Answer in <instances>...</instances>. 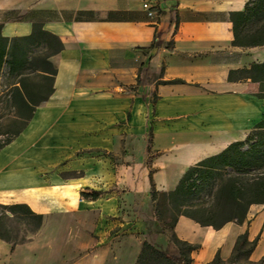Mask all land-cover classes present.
Returning <instances> with one entry per match:
<instances>
[{
	"label": "crops",
	"instance_id": "obj_1",
	"mask_svg": "<svg viewBox=\"0 0 264 264\" xmlns=\"http://www.w3.org/2000/svg\"><path fill=\"white\" fill-rule=\"evenodd\" d=\"M247 1L0 0L2 36L29 35L38 20L63 44L49 57L51 92L0 148V204L43 216L26 242L0 239V264H134L150 240L149 173L156 189L172 190L189 166L264 118L259 84L228 78L264 61V46L232 43L230 14ZM245 229L250 240L260 234L249 257L258 261L263 204L241 225L214 229L181 215L174 228L198 245L191 264L227 259Z\"/></svg>",
	"mask_w": 264,
	"mask_h": 264
},
{
	"label": "trees",
	"instance_id": "obj_2",
	"mask_svg": "<svg viewBox=\"0 0 264 264\" xmlns=\"http://www.w3.org/2000/svg\"><path fill=\"white\" fill-rule=\"evenodd\" d=\"M232 23L233 45L241 47L264 46V0H248L241 11L230 14ZM157 38V35L155 34ZM47 45L49 53L41 61L45 69L44 76L50 77L48 90L39 98H34L35 87L20 82L15 86L14 99L18 108L25 111L24 116H16L17 128L7 139L0 143V148L10 142L24 127L33 108L45 100L51 92L54 65L49 60L62 48L59 38L42 29V23L32 21L29 35L5 37L1 35L0 25V70L3 65L11 73L18 72L29 62L25 45ZM155 39L152 46L158 45ZM229 80L250 79L259 84L258 96L264 100V61L252 63L249 68L230 71ZM165 82H182L179 79ZM148 162V161H147ZM150 198L152 202V222L154 231L168 236L175 246L176 253L166 248L157 247L148 240L142 242L134 264H191L192 252L198 248L181 240L175 233V224L179 216H185L201 226L220 229L225 224L234 222L243 224L247 219L250 205H264V118L259 121L242 140L228 144L220 152L205 157L189 166L179 178L172 190L156 189L151 172L149 173ZM100 192L83 196H98ZM17 216L26 225V234L18 237L10 234L6 221ZM43 216L33 212L26 204H0V239L12 246L26 242L27 235L34 234L41 226ZM260 234L254 239L248 238V231L241 232L234 243L227 259H222L217 252L212 260L205 264H262V259L251 261Z\"/></svg>",
	"mask_w": 264,
	"mask_h": 264
},
{
	"label": "rangeland",
	"instance_id": "obj_3",
	"mask_svg": "<svg viewBox=\"0 0 264 264\" xmlns=\"http://www.w3.org/2000/svg\"><path fill=\"white\" fill-rule=\"evenodd\" d=\"M25 48L29 61L32 62L26 64L18 72L11 73L6 65H3L0 70V143L5 141L11 132L17 128L19 120H16L15 117L24 116L25 114V111L18 108V102L14 99L15 86H20V82H24L31 87L34 86L36 91L34 98L41 97L49 88L50 77L41 73V70L45 69L41 62L43 61L42 57L49 53V48H47V45L36 46L33 44H26ZM142 210L146 211V207ZM146 220L144 232L147 233L149 241L157 247L166 248L169 252L176 253V248L170 242L168 236L154 231L153 222L149 216H146ZM30 226L26 225L17 216L6 221V227L10 230V234H17L18 237L24 236L26 229ZM30 236L27 235V238ZM263 263L264 257L262 258Z\"/></svg>",
	"mask_w": 264,
	"mask_h": 264
},
{
	"label": "built area",
	"instance_id": "obj_4",
	"mask_svg": "<svg viewBox=\"0 0 264 264\" xmlns=\"http://www.w3.org/2000/svg\"><path fill=\"white\" fill-rule=\"evenodd\" d=\"M143 8L147 10L148 15H152L153 11L151 10V7L149 6V3L145 2L143 3Z\"/></svg>",
	"mask_w": 264,
	"mask_h": 264
}]
</instances>
